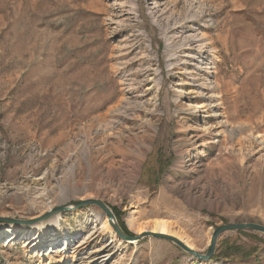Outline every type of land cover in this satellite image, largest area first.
I'll return each instance as SVG.
<instances>
[{
  "label": "rangeland",
  "instance_id": "rangeland-1",
  "mask_svg": "<svg viewBox=\"0 0 264 264\" xmlns=\"http://www.w3.org/2000/svg\"><path fill=\"white\" fill-rule=\"evenodd\" d=\"M85 199L201 255L264 226V0H0V218ZM56 217L0 222V264H264L260 233L205 262L96 207Z\"/></svg>",
  "mask_w": 264,
  "mask_h": 264
},
{
  "label": "water",
  "instance_id": "water-1",
  "mask_svg": "<svg viewBox=\"0 0 264 264\" xmlns=\"http://www.w3.org/2000/svg\"><path fill=\"white\" fill-rule=\"evenodd\" d=\"M86 207H96L98 208L108 219V222L112 228V231L114 235L119 239L120 241L124 243L132 244L133 242H139L144 238H154L166 241L168 243L174 244L177 246L181 251L188 254L192 258H195L199 261H209L212 256L214 255L217 240L219 237L226 232H254V233H260L264 235V226L254 224V223H241V224H235V223H229V224H223L218 226L212 233L210 242L207 248V251L205 254L201 255L186 246L183 242L178 240L177 238L167 235V234H161V233H153V232H144L142 234H139L134 237H130L126 235L122 228L119 226L113 212L106 206L103 202L99 200L94 199H85V200H79L74 201L69 204V206H60L58 208L52 209L48 211L46 214L41 216L38 219H34L32 221H21V220H14V219H8V218H0L1 223H12L16 225H34L38 222L44 221L46 219H50L51 217L57 215L58 213L62 211H75L79 209H83Z\"/></svg>",
  "mask_w": 264,
  "mask_h": 264
},
{
  "label": "bare ground",
  "instance_id": "bare-ground-1",
  "mask_svg": "<svg viewBox=\"0 0 264 264\" xmlns=\"http://www.w3.org/2000/svg\"><path fill=\"white\" fill-rule=\"evenodd\" d=\"M148 1H151V0H148ZM197 36V35H196ZM174 38V37H173ZM202 39V38H201ZM186 40H188V42L190 43V45L191 44H193V43H195V42H197V43H199L200 42V39H198V41H196V37H195V35H190V36H188L187 37V39ZM204 46V45H203ZM200 47V46H199ZM146 88V93L147 92H153V90L152 89H150L149 88V86H146L145 87ZM176 92V91H175ZM53 217H55V216H53ZM42 222V221H41ZM39 223V222H38ZM59 223H60V220H59V217H56V218H52V219H50V220H48V221H46L45 220V222H42V223H39V224H36L33 228H35V229H37L38 231H46L48 228H52L53 226H57V227H59ZM102 227H103V229L104 230H106V231H110L112 228H111V226H110V224H109V222H108V219L106 218V217H104V220H103V223H102ZM169 227V226H168ZM168 227L166 226V224H164V223H156L155 225H154V227L151 229V231L154 233V232H157V233H161V234H167V235H171V236H174V237H176L177 238V236H175V234L172 232V231H170V230H168ZM18 227L16 226V225H14V224H9V226H8V231H10V232H13L14 230H16ZM179 240V239H178ZM67 247V246H66ZM66 249V248H65ZM64 249V250H65ZM60 257L62 258V259H67V253L65 252V253H61L60 254ZM60 257H58V258H60ZM51 258L52 257H50L48 254H45V255H42V256H40L39 257V264H52L51 263ZM66 261V260H65Z\"/></svg>",
  "mask_w": 264,
  "mask_h": 264
},
{
  "label": "trees",
  "instance_id": "trees-1",
  "mask_svg": "<svg viewBox=\"0 0 264 264\" xmlns=\"http://www.w3.org/2000/svg\"><path fill=\"white\" fill-rule=\"evenodd\" d=\"M114 212V214H118V212H115V210L113 211ZM117 217V216H116ZM119 221V220H118ZM119 223H120V227L122 228V230H123V232L126 234V235H129V233L127 232V230H126V228H125V226H124V224L122 223V222H120L119 221ZM239 233H241V234H243V233H245V232H242V231H240ZM241 253V250L239 249L237 252H236V254H240ZM220 257H224V253L221 251L220 252V250H216V252H215V254H214V256H213V259H218V258H220Z\"/></svg>",
  "mask_w": 264,
  "mask_h": 264
}]
</instances>
